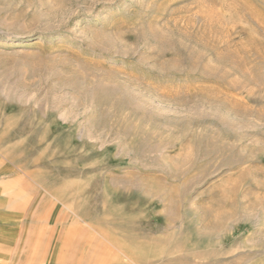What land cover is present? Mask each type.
<instances>
[{"label":"rangeland","instance_id":"obj_1","mask_svg":"<svg viewBox=\"0 0 264 264\" xmlns=\"http://www.w3.org/2000/svg\"><path fill=\"white\" fill-rule=\"evenodd\" d=\"M263 28L264 0H0V264H264Z\"/></svg>","mask_w":264,"mask_h":264},{"label":"bare ground","instance_id":"obj_2","mask_svg":"<svg viewBox=\"0 0 264 264\" xmlns=\"http://www.w3.org/2000/svg\"><path fill=\"white\" fill-rule=\"evenodd\" d=\"M243 10V9H242ZM244 11V10H243ZM239 12V11H238ZM249 12H251V11H249ZM244 13V12H243ZM251 14V13H250ZM253 17V16H252ZM251 19V18H250ZM255 20H256V17L254 18ZM262 19H263V17H262ZM252 20V19H251ZM258 20V19H257ZM256 20V21H257ZM259 21V20H258ZM254 23H256V22H254ZM261 25H263L262 23H261ZM234 27H236V26H234ZM233 27V28H234ZM254 28H255V26H254ZM258 28H259V26H258ZM264 29V28H263ZM253 30V29H252ZM261 30V29H260ZM253 31H255V30H253ZM262 33H263V31H262ZM234 35V34H233ZM264 35V34H263ZM231 36V35H230ZM260 36H262V35H260ZM259 37V36H258ZM232 38V37H231ZM261 39V38H260ZM262 40V39H261ZM242 42H244V41H242ZM264 42V41H263ZM236 44H238V43H236ZM239 44H241V43H239ZM244 45V44H243ZM262 45H263V43H262ZM239 46V45H238ZM242 46V45H241ZM235 48H236V46H235ZM244 48V47H243ZM242 48V49H243ZM256 49V48H255ZM241 50V49H240ZM252 50V49H251ZM257 52V51H256ZM251 53V52H250ZM264 55H262V57H263ZM242 58V57H241ZM260 58V57H259ZM264 62V61H263ZM126 257H128L130 260H132V258H130L129 256H126ZM133 261V260H132Z\"/></svg>","mask_w":264,"mask_h":264}]
</instances>
